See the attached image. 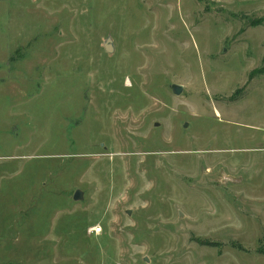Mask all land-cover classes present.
<instances>
[{"label": "rangeland", "instance_id": "obj_1", "mask_svg": "<svg viewBox=\"0 0 264 264\" xmlns=\"http://www.w3.org/2000/svg\"><path fill=\"white\" fill-rule=\"evenodd\" d=\"M0 264H264V0H0Z\"/></svg>", "mask_w": 264, "mask_h": 264}, {"label": "water", "instance_id": "obj_2", "mask_svg": "<svg viewBox=\"0 0 264 264\" xmlns=\"http://www.w3.org/2000/svg\"><path fill=\"white\" fill-rule=\"evenodd\" d=\"M103 47H104L105 51H107V52H111L113 50L112 39H111V36L110 35H108L106 37V39L104 40ZM170 87H171V89H172V91H173V93L175 95H179L181 93L182 89H183L182 85L175 84V83L171 84ZM186 125H187V123H184V126H186ZM72 198L74 200H81V199H83V192H82V190L81 189H76L74 191L73 195H72ZM127 212L130 213L129 211H127Z\"/></svg>", "mask_w": 264, "mask_h": 264}, {"label": "built area", "instance_id": "obj_3", "mask_svg": "<svg viewBox=\"0 0 264 264\" xmlns=\"http://www.w3.org/2000/svg\"><path fill=\"white\" fill-rule=\"evenodd\" d=\"M101 227L100 226H98V227H92L91 228V231L93 232V233H100L101 232Z\"/></svg>", "mask_w": 264, "mask_h": 264}]
</instances>
